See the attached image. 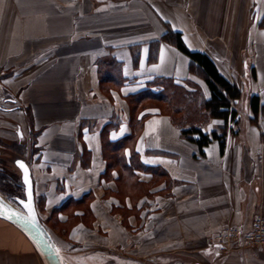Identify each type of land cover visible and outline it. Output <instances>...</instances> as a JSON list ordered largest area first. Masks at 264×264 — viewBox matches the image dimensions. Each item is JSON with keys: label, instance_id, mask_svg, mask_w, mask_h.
<instances>
[{"label": "crops", "instance_id": "0c3cea01", "mask_svg": "<svg viewBox=\"0 0 264 264\" xmlns=\"http://www.w3.org/2000/svg\"><path fill=\"white\" fill-rule=\"evenodd\" d=\"M244 5L247 12L259 5L264 16V0H0V115L27 129L29 160L23 161L41 210L56 212L60 223L67 222V211L80 218L69 230L70 241L78 240L79 228L88 231L85 216L93 228L103 227L100 213L121 207L139 214L137 227L136 219L128 218L131 227L142 230L139 235L150 231L148 221L174 214V251L194 253L192 264H264V254L254 247L220 253L209 246L223 227L246 231L255 216H264V119L250 123L249 110L244 124L226 135L222 155L216 141L200 155L158 108L135 112L128 103L155 78L186 89L193 84L208 98L204 82L189 72L188 57L175 47L160 42L150 59V43L169 28L241 90L247 80L250 95L263 104L264 27L260 35L247 30L242 45L227 25L241 17ZM248 48L254 58L250 65L249 58L241 59V83L221 64L225 52L242 55ZM103 61L117 70L118 86L112 81L101 86ZM221 125L210 119L202 130ZM18 131L16 146L10 145L14 151L24 141ZM125 139L116 148L118 161L108 158L106 152ZM120 179L124 195L117 191ZM0 264H42L3 220Z\"/></svg>", "mask_w": 264, "mask_h": 264}, {"label": "rangeland", "instance_id": "374dc122", "mask_svg": "<svg viewBox=\"0 0 264 264\" xmlns=\"http://www.w3.org/2000/svg\"><path fill=\"white\" fill-rule=\"evenodd\" d=\"M247 7V5L242 7L241 17H238L236 21H227L228 28L229 26H231V28L234 27V32L238 35L237 42L240 43L241 41L242 45H244L247 30L251 31V33L258 32L260 35L264 27V16L258 13L259 5H255L252 8L249 7L248 12ZM249 9L252 10L249 12ZM263 48L264 47H262V49ZM229 52H225V60L221 65L224 70L228 72V74L234 76V78H236L239 82L241 81V83H243L244 78L241 69V59L243 57L247 59L249 58L250 65L253 63L254 51L248 48L247 51L242 53V55L240 52L235 55L233 52ZM261 55V60L264 62V52H261ZM250 76L252 77V75ZM245 81L246 82L243 84L242 88L241 99L236 105V110L239 116V126L244 124L249 114L248 101L251 85L247 80ZM0 117L2 120L1 124L3 126L0 128V131L2 130V134L4 136L3 138L0 137V173L4 174V177L11 176L12 178L10 181L0 180V189L2 191L7 189L10 191L11 196L7 197L3 194L1 195L6 197L12 203H15L14 199L23 198L24 193L20 180V172L14 162L19 159L26 162L29 160V155L26 150V144L29 142L27 138L29 137L27 129L14 124L12 118L6 115H0ZM191 119L196 120L197 118L193 117ZM16 130H19L22 133L24 141H21V145L17 146L20 150L17 149L14 151V148L10 147V145L14 144L16 146ZM106 154L108 158H113V160L115 159V162H117L120 157L118 150H116L115 153L108 151ZM112 164L114 163L112 162ZM122 182V179H120L116 185L118 193L121 194L123 193ZM17 184H20L21 187H18ZM125 193L126 191L124 194ZM122 195H120L119 200ZM136 198L137 195L131 199ZM40 205V202H35L38 218L55 241L61 245H58V250L64 264H192L193 261H195L194 253H188L185 249L174 251V224L172 226L170 221L172 217L174 219V214L170 215L162 213V218L160 216L157 218L161 220H157V223L155 224L148 221L146 227L148 231H150L147 235H139V231L142 230L129 225L128 218L133 216L136 219L137 227L139 214L135 212H127L121 207L119 209H113L110 212L104 211L100 213V216H102L106 222L103 227L93 228V220L89 215H87L83 221L85 224L84 226L88 229V231L79 228V230H77L79 233L77 237L78 240L76 242H72L68 239L69 230L73 225L80 221V218H75L72 211H67V213H65L67 222L60 223L56 212L42 211ZM13 228L15 227L13 226ZM128 231L129 233H127ZM20 234L23 236L21 232ZM154 240L158 243L144 244L145 242Z\"/></svg>", "mask_w": 264, "mask_h": 264}, {"label": "trees", "instance_id": "16d2710c", "mask_svg": "<svg viewBox=\"0 0 264 264\" xmlns=\"http://www.w3.org/2000/svg\"><path fill=\"white\" fill-rule=\"evenodd\" d=\"M160 42L175 47L188 57L189 72L204 82L209 96L205 99L198 87L193 84L186 89L184 86L173 83L170 79L155 78L147 84L144 91L128 97L132 111L136 112L139 107L141 109L156 107L162 114L169 117L172 124L179 128L182 137L197 146L200 155H203V149L212 141L217 142L219 153L222 155L226 135L232 133L233 127L237 126L239 122L236 105L241 99L242 90L224 78L212 60L205 54L188 50L184 45L181 33L171 31L169 28L166 29L159 41L150 43L151 60H155ZM99 65L101 86L103 87L110 81L114 86H118L117 70L113 68L112 64L109 61H103ZM251 75L253 78L255 77L253 69H251ZM248 106L252 115L249 119L250 123H255L258 116L264 119V103L260 104L256 94L250 95ZM193 117L197 119L192 120ZM210 119L220 120L222 125L209 132H204L202 127ZM139 125V120L134 122V128ZM126 140L128 139L117 142L112 152L116 151V148L120 149ZM5 177L0 173V180H12L11 176ZM162 177L168 184L165 176ZM17 185L21 187L20 184ZM0 194L11 196L7 189L4 191L0 189Z\"/></svg>", "mask_w": 264, "mask_h": 264}, {"label": "water", "instance_id": "95a60500", "mask_svg": "<svg viewBox=\"0 0 264 264\" xmlns=\"http://www.w3.org/2000/svg\"><path fill=\"white\" fill-rule=\"evenodd\" d=\"M18 135L20 136L19 131ZM18 161L25 166L27 184L25 183V169H21L18 166ZM14 164L20 172L24 196L23 198H15V203H12L0 194V219L8 222L23 234L42 264H64L57 246L38 218L28 165L20 159L16 160ZM29 201L30 208L25 207L26 204H29Z\"/></svg>", "mask_w": 264, "mask_h": 264}, {"label": "built area", "instance_id": "2783aa9c", "mask_svg": "<svg viewBox=\"0 0 264 264\" xmlns=\"http://www.w3.org/2000/svg\"><path fill=\"white\" fill-rule=\"evenodd\" d=\"M209 246L220 253H226L235 247H254L264 254V216H255L246 231L238 227H223L210 238Z\"/></svg>", "mask_w": 264, "mask_h": 264}, {"label": "snow or ice", "instance_id": "6c2138e0", "mask_svg": "<svg viewBox=\"0 0 264 264\" xmlns=\"http://www.w3.org/2000/svg\"><path fill=\"white\" fill-rule=\"evenodd\" d=\"M18 166L21 168V169H25V166L22 162H17ZM25 183L27 184L28 183V180H27V174H26V169H25ZM30 195V194H29ZM25 207H29L30 208V201H29V204H26ZM34 214H33V219H34Z\"/></svg>", "mask_w": 264, "mask_h": 264}, {"label": "bare ground", "instance_id": "6f19581e", "mask_svg": "<svg viewBox=\"0 0 264 264\" xmlns=\"http://www.w3.org/2000/svg\"><path fill=\"white\" fill-rule=\"evenodd\" d=\"M34 196V195H33ZM48 232V231H47ZM50 235V234H49ZM51 237V236H50ZM51 239H52V237H51ZM52 241H53V239H52ZM54 242V241H53ZM55 244V243H54ZM56 245V244H55ZM57 246V245H56ZM58 248V247H57Z\"/></svg>", "mask_w": 264, "mask_h": 264}]
</instances>
